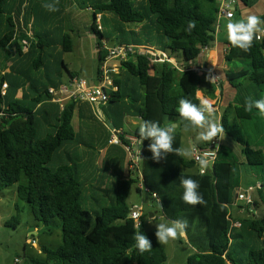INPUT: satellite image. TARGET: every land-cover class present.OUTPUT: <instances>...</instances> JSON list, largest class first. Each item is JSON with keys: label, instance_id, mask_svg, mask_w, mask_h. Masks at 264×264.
<instances>
[{"label": "trees", "instance_id": "1", "mask_svg": "<svg viewBox=\"0 0 264 264\" xmlns=\"http://www.w3.org/2000/svg\"><path fill=\"white\" fill-rule=\"evenodd\" d=\"M47 1L0 0V60L10 64L0 72V192L17 185L19 198L30 207L36 221L49 226L58 219L63 238V244L57 250L42 247L47 254L45 259L31 258L25 264H166L167 253L158 243L157 230L146 228L148 217L142 213L140 226L131 218L132 208L128 199L137 183L142 184L140 189L147 191L160 205L167 220L187 221L185 233L194 250L187 264H264V215L243 219L238 226L235 225L231 208L237 205V179L239 166L243 164L237 161L232 148L221 144L215 164L206 174H201L193 158H183L174 153L156 163L148 151L150 141L145 140L140 167L130 171L128 178L117 180L114 189L101 188L109 193V203L100 209H83L88 184L80 177L78 164L74 163L75 167H72L66 163L64 156L72 161L65 146L69 143L82 144L73 120L77 119L75 116L84 100L70 98L57 102V95L50 93L51 88L59 90L72 78L81 77L68 70V81L63 79V56L75 49V43L63 27L56 25V29L60 30L59 38L44 29L48 19L60 18L67 6L65 0H58L59 11L45 14L42 4ZM133 1L77 0L78 6L91 9L93 13L91 29L98 38L99 58L96 81L99 83L102 79V67L109 55L103 49L105 40L109 38L103 26L102 30L98 29V15H101L102 23L106 15H112L122 24H142L143 30L154 31L158 36L159 51L175 57L183 65L180 81H176L178 69L168 61L162 63L158 75L157 68L152 71L151 56L136 52L120 60L122 72L112 75L118 89L108 90L109 100L106 103L86 102L96 108L97 114L98 105L118 106L127 101L135 108L141 103L137 116L143 122L155 121L165 127L177 121V128L183 129L185 122L179 120L176 109L180 99L200 105L198 91L203 79L191 68L201 52L215 44L218 2L147 0V7L141 10L135 8ZM242 1L252 6L258 0ZM45 20L48 22L44 23ZM261 20L264 21V16ZM189 21L196 22L191 31L187 30ZM131 32L138 34L134 30ZM125 43L132 44L123 42L121 45ZM226 50L225 61L231 67L227 81L237 90V96L222 110L220 124L224 134L242 147L246 164L259 168L264 166V151L257 138L252 141L243 136L239 127L244 122H253L258 111L255 108L252 112L245 111V98L251 93L256 95L264 91V38H254L249 52L233 47L229 41ZM20 58H25V66ZM32 68L38 71L39 77L29 74ZM19 74L25 76L26 83L36 93L29 106L12 104L7 100L8 93L3 95L5 83L8 89L19 87L15 81ZM128 79L132 80V85H128ZM133 81L142 89V95L133 89ZM94 83L89 82V85H96ZM46 103L55 108L52 118L46 117L44 107L38 109ZM127 112H119V121H124ZM231 116L234 117L232 121ZM112 124L120 130L118 121L112 120ZM104 126L113 132L110 124L105 122ZM138 129L130 135L141 142ZM120 140L121 144L111 146L122 147L125 156L121 159H127L129 164L126 147L131 145V141L124 131ZM173 147L182 148V137L176 131ZM189 178L198 182V192L204 204L193 206L183 201L184 189L180 181ZM262 190L264 178L260 196ZM253 204L264 205V198L260 202L253 198L248 207ZM17 224L19 215L14 216L7 226L15 228ZM237 227L240 229L234 231ZM137 232H142L151 241V251L140 253L135 247Z\"/></svg>", "mask_w": 264, "mask_h": 264}, {"label": "rangeland", "instance_id": "2", "mask_svg": "<svg viewBox=\"0 0 264 264\" xmlns=\"http://www.w3.org/2000/svg\"><path fill=\"white\" fill-rule=\"evenodd\" d=\"M47 2H50V0ZM64 3L67 5L63 10L64 14H61L60 18H49V22L45 20L46 22L44 21V23H48L44 25V29L59 38L60 30L56 29V25L57 27L60 26L58 28L63 27L74 40L75 49L70 53H65L63 56V61L65 62V76L63 79L67 80L68 70H72L81 78L87 80L88 84L89 82L93 83L97 78V68L99 66L97 49L98 38L91 29L93 13L91 9H84V6H78L77 0H65ZM133 3L135 8L141 10L148 5L147 0H134ZM43 10L45 14H51V12L44 8ZM102 25L104 33L109 38L104 42V45L107 47H115L123 42H130L132 44L140 42L149 45V47L153 46L156 51L159 50L158 36L152 30H141V32L137 31L138 34H135L130 30L135 24H122L112 15H106ZM25 51H27V49ZM20 60L24 61L25 66V58H20ZM174 60L175 59L172 58L171 62L176 63ZM160 63L162 62L152 63V71ZM6 65L10 66V64L5 63L4 60H0V72ZM115 65L120 66V61L118 59L109 60L108 66L113 67ZM28 72L32 76H40L38 71H35L33 68ZM17 78L19 87H12L7 91V100L12 104L18 103L23 106H29V104L33 103L32 98L36 93L31 89V86L26 83V78L23 74H19ZM256 95L262 99L264 98V91L257 92ZM256 95L254 93L250 94L254 99L257 98ZM98 114V117L101 119L105 117L103 111L100 109H98ZM233 118L234 117L231 116L230 121H232ZM165 120L172 121L171 118H165ZM42 123H45V121L42 120ZM44 125L45 127L47 126L46 124ZM73 125H77L76 119L73 120ZM97 125V122L90 120L88 122V127L82 130L83 137L88 144H90V146H80L81 150H84L83 154L79 156V152H77L72 161L67 155L64 156L66 163L72 167H75L74 163L78 164V172L81 178L85 177L88 182L91 181L92 175L96 178L94 181L96 188L90 190L86 189L87 198L82 202L83 209L89 211L93 208L100 209L109 203V193L101 189L103 188L102 176L106 175L107 171L102 169L99 159L102 158V161L104 156L98 154L99 152L96 148L97 146H101L103 142H105L103 143V147L105 146L107 142V133ZM126 128H128L127 124H125V130ZM239 130L243 136H248L252 141L257 138L261 149L264 151V116H261L259 111H256V119L253 122H244L243 126L239 127ZM176 132L182 137V148H191L193 151L195 147L202 146L203 148V146L208 144V142H198L196 140L197 133L195 131H184V128H176ZM216 140L219 139L216 138ZM220 141L223 142L224 146L229 148L233 145L235 147L236 153H234L237 161L243 164L239 166V175L237 179L239 187L237 193L249 192L247 191L249 184L258 181L257 177L259 175H262L260 181L264 178V166L256 168L245 164L240 144L233 142L225 134L224 139ZM87 153H92V155H88ZM122 157L123 155L113 156V159H116V168L121 170H123V168L127 169V162L126 160H122ZM128 169L129 171H134L131 168L130 162L128 164ZM250 195L260 202L256 190L252 191ZM128 204L132 208V211L134 208H138L148 217L146 218V228L148 230H157L156 224L171 222L162 214L160 205L153 200V197L147 191L140 189V183L133 186ZM246 205V202L237 200V205L231 208L234 215L241 211L240 206L245 208ZM151 213H156L155 220H152L150 216ZM246 214V210H244L241 216L244 217ZM17 215H19V224H17L15 228L7 226V223L11 222L13 217ZM55 222V224L46 226L36 221L30 207L19 198L17 185L0 192V264H15L16 259H19L21 264H25L31 258L45 259L47 254L42 251V247H46L49 250H57L60 248L63 244L62 230L59 225V220L56 219ZM32 239L37 240L39 245L32 246ZM28 240L31 241L27 243ZM162 245L168 257L166 264H187L189 256L194 252L186 233L183 236L178 235L177 239L170 241L166 245Z\"/></svg>", "mask_w": 264, "mask_h": 264}, {"label": "crops", "instance_id": "3", "mask_svg": "<svg viewBox=\"0 0 264 264\" xmlns=\"http://www.w3.org/2000/svg\"><path fill=\"white\" fill-rule=\"evenodd\" d=\"M249 15H256L258 16L260 19L264 16V0H258L254 5L252 6H247L242 0H238L237 2V7H236V12H235V16L231 19L223 17L222 19L218 20L217 17V27H216V40H215V44L213 47L211 48H206L204 49L201 54L199 55V57L197 58V60L194 62V64L192 65V68L195 67H199V68H214L216 70L217 75L219 76L220 80H221V85L218 88L213 82L211 83L207 77L208 75L204 74H199L200 77L203 79V83L200 86V89L198 91V97L201 100L207 99L209 100L212 104H213V108H214V112H213V117L219 121H221V113L222 110L226 107L229 106L230 103H233L236 96H237V90L227 81V74L229 73L230 67L228 66V64L225 61V55H226V49H227V24L231 21V22H236L239 21L242 18H246ZM132 25V24H131ZM263 27V25H262ZM131 31H139L141 32V30H143V25L142 24H135L134 27H132L130 29ZM127 39V38H126ZM127 44V43H125ZM135 44H141L140 42L135 43ZM159 51V50H158ZM169 57L174 58L176 63H172L170 62L173 66H175L178 69V74L176 76V81L179 82L180 78L184 72V67L183 65L179 64L178 60L173 57L170 56L168 53H166ZM105 63L108 66L109 60L105 61ZM163 63V62H162ZM162 63H160L158 66H156L157 70H158V75H160L161 69H162ZM109 68H115L117 70L116 74H120L122 72L121 68L117 65L110 67ZM71 72H75L72 70H69ZM69 79V77H68ZM67 79V81H68ZM84 79V78H83ZM16 82H18L17 80H15ZM132 80L130 81V79H128L129 83L128 85H132L131 84ZM94 83V82H93ZM94 84H99L98 81L95 80ZM10 89V88H9ZM9 89H7L4 92H7ZM118 89V88H117ZM133 89L135 90V92H137L138 94L143 93L142 89L140 88V86L138 84H136L135 81H133ZM176 92V89H175ZM8 93V92H7ZM54 102V101H51ZM82 103H80V107L77 111L76 114V121H77V130L79 133V136L81 138V142L82 144L79 143H69L65 146V150L68 151V154H70L72 160L74 155L79 152V156L80 154L84 153V150H81V145L84 146H90V144H88V142L85 140V138L82 135V130L84 128L88 127V122L90 120H94L95 122H97V126L101 129H103L106 133H107V142L105 144V146L103 147V142L101 146H97L96 148L98 149V154L103 155L104 158L101 161V159H99V163L102 165V169L107 171V174L102 176L103 181H102V187L104 189H108V190H112L115 187V184L117 182V180H119L120 178H128L130 176V171L128 169H117L116 168V159H113V156L115 155H123L125 156V152L123 150L122 147L120 146H111L109 144V141L112 137V132H109V130H107L105 128V122L110 124V122L112 123V120H116L118 121V123L120 124L121 128H119L120 130L124 131L126 133V136L130 137L132 133H134L140 126V124L143 122L142 118L140 116H137V109L139 107H141V103H138L136 105L135 108L132 107V105L130 104V102H125L124 105L119 104L118 106H107L106 105H98L97 109H100L103 111L105 117L103 119L98 117L97 114V110L95 107H91L86 101H81ZM53 104V103H52ZM44 107V112L47 118H52V111L55 109L51 106V103H46L43 104V106L38 107V109ZM106 107V108H105ZM121 107V108H120ZM126 112V110L128 111L127 115L125 116L124 121H119V112L120 111H124ZM118 113V116H116V114ZM125 124L128 125V128H126L125 130ZM113 130L116 128H112ZM219 139V137H218ZM220 141V139H219ZM221 142V141H220ZM210 143V142H208ZM223 145V142H221ZM220 143V144H221ZM106 147V148H105ZM202 147V146H201ZM105 148V149H103ZM232 150L235 152V147L233 145H231ZM236 153V152H235ZM241 153H242V147H241ZM88 155H92V153H87ZM245 159V164L247 163L246 158ZM126 162L128 164V160L126 159ZM260 177H262V175L257 177L256 182H252L251 184H249V188L247 189V191H249V193H252V191H257L258 192V197L259 200H261V198H264V191L262 193V196L259 195V191H261V182L260 181ZM96 180L95 176L92 175L91 177V181L88 182L86 180V178H83V181H86V184H88L87 186V190L90 189H95L96 185L94 183V181ZM102 188V189H103ZM238 194V193H237ZM237 198V197H236ZM253 198V197H252ZM240 210L238 213H236L234 215L232 209H231V214L232 217L234 219V222L236 223L235 225L238 226V223H241L243 219L249 218V217H254V216H262L264 215V205L261 206H255L253 204L252 207H248V205H246L245 208H242L240 206ZM244 210H246V216L242 217L241 215L244 213ZM254 214H253V213ZM152 220L156 219V213H151L150 214ZM234 225V224H233ZM240 229V227H237L234 229L238 230ZM33 240V239H32ZM35 240V239H34ZM31 240H28L27 243H29ZM36 241L35 245L32 246H38L39 242ZM193 249V248H192ZM194 251V250H193ZM228 264H232V263H228Z\"/></svg>", "mask_w": 264, "mask_h": 264}, {"label": "clouds", "instance_id": "4", "mask_svg": "<svg viewBox=\"0 0 264 264\" xmlns=\"http://www.w3.org/2000/svg\"><path fill=\"white\" fill-rule=\"evenodd\" d=\"M58 0L55 2H46L42 7L49 12L59 11L57 7ZM232 15L231 12L228 13ZM264 21L256 15H249L236 22H229L227 24V39L233 47L239 48L244 52H249L253 46L255 39H260L264 36ZM196 26L195 21L188 22V31H191ZM207 79L212 83L215 79L209 73ZM253 108L259 111L261 116H264V98L254 99L249 96L245 98L244 110L252 112ZM179 113V120L184 121V131H195L197 133L196 140L198 142H213L219 137L220 140L224 139V128L213 117V104L207 100H201L200 105L192 103L188 99H180L179 107L176 109ZM178 122H170L167 126L161 127L159 122L144 121L140 124L138 135L141 142L150 141L148 151L152 153V159L156 163L166 160L169 154H176L183 158H192L193 151L191 148H174L173 140L174 133L178 127ZM215 151L204 152L197 157V163L200 166L201 174L209 165V158L215 156ZM183 192V201L190 205H202L205 203L203 197L199 194V184L193 179H181L180 181ZM156 193H153L155 196ZM138 209V208H137ZM133 209V210H137ZM134 216L138 213H133ZM187 228V221L175 220L170 223L156 224V237L159 244H168L170 241L177 239L178 235L183 236ZM135 247L140 253L151 251L152 243L148 237L142 232H137L134 236Z\"/></svg>", "mask_w": 264, "mask_h": 264}, {"label": "built area", "instance_id": "5", "mask_svg": "<svg viewBox=\"0 0 264 264\" xmlns=\"http://www.w3.org/2000/svg\"><path fill=\"white\" fill-rule=\"evenodd\" d=\"M217 2H218V14H217L218 20L222 19L223 17L231 19L235 16L238 0H217ZM229 12L232 13L231 16L228 15ZM97 23H98V29L102 30L103 25L101 21V15L97 16ZM263 38L264 36H261V38L257 40H261ZM103 49L109 53L107 60L118 59L120 61L123 59H127L128 55L138 52L140 54L144 53L150 55L152 63L159 61L161 62L168 61L170 63L172 61L171 57H169L165 52L158 50L156 51L153 47L144 46V45L119 44L118 46L115 47H107L106 45H104ZM192 70L202 75L204 74L209 75V73H211V75L215 77L213 83L216 84L218 87L220 86L221 80L214 68L195 67ZM114 73H117V70L115 68H109L107 64L104 63L102 67V79L100 80L99 84L89 85L87 80L83 78L75 77L71 79L69 84L61 86L59 90L51 88L50 93H52L53 95H57L56 96L57 98H55V101L57 102H61L63 99L76 98L78 100L89 101L91 103H106L110 98L108 94V90H112V91L117 90V87L114 85V81L112 79L113 78L112 75ZM7 89H8V84L5 83L3 85V91H6ZM5 93L6 92H4L3 95ZM121 133H122L121 130L114 129L109 144L110 145L121 144V140H120ZM127 138L131 141L130 142L131 145L129 147H126L128 152V159L129 162L131 163V168L138 169L140 167V163L144 156L143 144L138 139L133 138L131 136L130 137L127 136ZM219 146H220V141L215 140L211 142V144L207 147L194 148L192 158L195 161V163L198 165L199 170H200V166L197 163V157L206 151L207 152L215 151L216 153L214 157L209 158V165L205 169L203 174H206L215 164L218 156ZM140 187L143 188V185L141 184ZM154 197L157 198V195H155ZM236 199L238 201L246 202L247 205L251 204L253 201V198L249 192L239 193ZM133 213H138V215L134 216ZM141 216H142V211L140 209L133 210L131 213V218L135 220L137 226H140L141 224L140 221ZM31 244L35 245L36 241L33 239L31 241ZM15 264H21V261L19 259H16Z\"/></svg>", "mask_w": 264, "mask_h": 264}, {"label": "water", "instance_id": "6", "mask_svg": "<svg viewBox=\"0 0 264 264\" xmlns=\"http://www.w3.org/2000/svg\"><path fill=\"white\" fill-rule=\"evenodd\" d=\"M110 126L112 127V128H115V126L110 122ZM134 209H137V208H134Z\"/></svg>", "mask_w": 264, "mask_h": 264}]
</instances>
